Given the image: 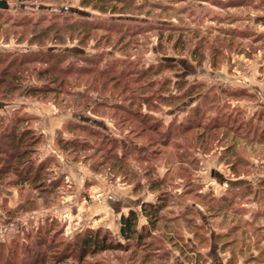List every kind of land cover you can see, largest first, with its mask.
<instances>
[{
	"label": "rangeland",
	"instance_id": "374dc122",
	"mask_svg": "<svg viewBox=\"0 0 264 264\" xmlns=\"http://www.w3.org/2000/svg\"><path fill=\"white\" fill-rule=\"evenodd\" d=\"M6 2L1 57L53 49L60 65L73 69L59 89L28 78L0 99L7 103L0 131L9 118L23 117L18 130L28 128V141L35 140L28 157L44 165L50 181L41 192L13 184L11 174L0 182V264L7 255L14 264L35 253L63 255L85 229L122 241L120 215L137 209L138 226L146 225L140 204L158 196L166 207L149 248L104 251L82 264H264V0H132L114 14L81 0ZM67 23L95 29L90 36L85 28L64 30L55 39L54 29ZM34 24L55 26L37 43L30 42ZM80 65L123 69L136 83L125 93L110 90L111 71L113 82L100 90L75 73ZM193 84L198 95L175 99ZM31 85L37 91L24 94ZM138 97L151 107L129 106ZM121 105L140 110L159 130L213 122L221 128L203 138L202 128L178 129L180 139L164 147L160 136H139ZM58 139L87 145L62 150ZM155 181L159 188L150 190Z\"/></svg>",
	"mask_w": 264,
	"mask_h": 264
},
{
	"label": "trees",
	"instance_id": "16d2710c",
	"mask_svg": "<svg viewBox=\"0 0 264 264\" xmlns=\"http://www.w3.org/2000/svg\"><path fill=\"white\" fill-rule=\"evenodd\" d=\"M131 1L132 0H81V4L89 6L91 9L100 13L114 14L124 13V11L128 10L131 7ZM119 19H122V17H119ZM54 26L52 25L43 29H37L36 24H34L30 31V42L36 41L37 43H40L41 40L48 38V34ZM82 28H85L86 30L84 36H90L95 29V26L89 24L77 27L74 23H67L64 26L62 25L54 29L56 30L54 38L56 39V34L60 31L68 30L72 32L75 29L81 31L83 30ZM52 51L53 49H47V55H40L37 51L31 52V54H19L17 56L8 55L4 57V59L1 57L2 55H0V99H9L8 97H11L14 91L20 88V82H23L28 78H32L36 81H39V79L42 78L43 81L49 84V88H51L50 90H54L52 87L53 84L58 86L55 90L59 89L63 85H67L69 81H66L65 76L69 74L73 68L68 65L61 66L56 54H53ZM73 51L72 55L74 57L76 55L81 56L79 51ZM36 64H43L44 67L38 68L36 67ZM109 68L110 67L103 66V68L96 70L90 65H80L78 67V72L75 73H77V75L80 73L89 75L87 78L88 86L96 84L100 90L106 88V85H108L109 82H113L112 80H114V77L116 81L113 86L111 85V87H109L110 90L119 87L120 92L125 93L129 86L136 83L130 78L129 73L123 72V69L116 72V70L112 71V69ZM111 71L113 72L112 75L114 77L111 78L112 80L110 79L108 81L107 76ZM194 87V84L191 85V87H189L180 97L175 99L190 98L194 95H198V92L193 90ZM37 89L38 88L34 85H31L26 87L23 93L29 94L34 90L37 91ZM109 94L110 96L112 95V93ZM163 99L166 100V97ZM129 102V106L137 107L139 106L138 104L135 105V102H137L147 108L151 107V104L148 103L149 101L147 99L142 100L140 97H138L136 101H132L130 99ZM118 109L126 114L123 118L125 122H128L129 125L132 123H136L138 125L139 136L144 134L143 137H145V139H149L148 137L150 135H148V132L150 134L160 136V140H163L162 146L164 147L169 145V141L171 142L180 139V136H177V133H175L178 132V129L181 131L180 133L183 132L185 134L186 132H190L192 129L202 128L200 123H197L196 125H191L190 123V125L187 126L178 125L176 128L168 126L165 130H159V126L155 123L148 124L147 116L139 113L140 110L134 111L131 108L124 106L118 107ZM4 119L5 118L0 117V124H3ZM13 119L15 122L14 120L11 121V118H9V120L4 124V129L0 131V182L2 183L3 180L11 174L16 177L13 184L19 186L29 184L33 189H38L40 192L44 191L47 188L45 182H50L48 179V172L45 171L46 169L42 163L35 164L28 157L35 140L31 139L28 141L27 136L28 133H30L28 128L18 130L17 123L23 121V117L16 115ZM220 128L221 125L216 122H213L211 127H206L205 125L204 128H202V133H200L201 135L199 134V136L203 138V135L208 134L207 136L214 137L216 130L218 131ZM227 128L234 133L231 126ZM196 137L198 138V136ZM57 143L58 145H62L60 146V149H70L73 151L85 149V146L87 145L86 140L75 142L69 139H58ZM77 147L79 149H75ZM100 164L103 165V161H101ZM115 165H117V163H114V166ZM159 183V181H155V183L150 184L149 189L157 190L159 188ZM162 198L165 197L158 196L154 202H142L140 204V213L141 216L145 218L146 225L138 226V214L135 210L130 209L126 214L120 215L118 233L122 241L113 238L107 231L99 228L85 229L84 231L77 233L71 243L66 242L67 244H72V247L65 254L60 255L59 253H53L50 257L48 255H44V253L42 255L35 253V255H32L33 260L31 259V261H28L24 259V261H21L20 264H50L53 260L54 264H59L62 263L63 260L66 261L72 257L76 258V264H82L87 257H91L104 251H127L130 246L137 249L149 248L151 246V242L147 240L152 239L153 233L157 230V224L161 218V211L166 207L164 202L165 199ZM38 243L40 242L38 241ZM41 244L45 246V242H41ZM72 249L77 250V255L72 256V254H70ZM4 264H14V262H12V259L7 255L5 257Z\"/></svg>",
	"mask_w": 264,
	"mask_h": 264
},
{
	"label": "water",
	"instance_id": "95a60500",
	"mask_svg": "<svg viewBox=\"0 0 264 264\" xmlns=\"http://www.w3.org/2000/svg\"><path fill=\"white\" fill-rule=\"evenodd\" d=\"M7 8V2L6 0H0V9H6ZM7 103L0 101V109H3Z\"/></svg>",
	"mask_w": 264,
	"mask_h": 264
},
{
	"label": "crops",
	"instance_id": "0c3cea01",
	"mask_svg": "<svg viewBox=\"0 0 264 264\" xmlns=\"http://www.w3.org/2000/svg\"><path fill=\"white\" fill-rule=\"evenodd\" d=\"M133 210H135L136 212H138L137 209H133Z\"/></svg>",
	"mask_w": 264,
	"mask_h": 264
}]
</instances>
